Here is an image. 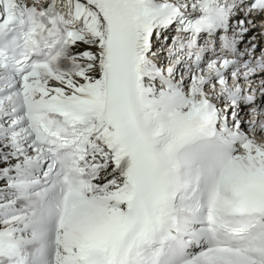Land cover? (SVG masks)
<instances>
[{
  "label": "snow or ice",
  "instance_id": "1",
  "mask_svg": "<svg viewBox=\"0 0 264 264\" xmlns=\"http://www.w3.org/2000/svg\"><path fill=\"white\" fill-rule=\"evenodd\" d=\"M258 18L0 0V264H264Z\"/></svg>",
  "mask_w": 264,
  "mask_h": 264
}]
</instances>
